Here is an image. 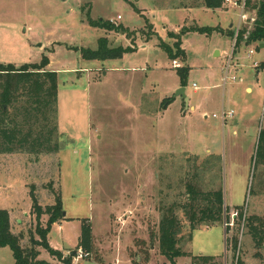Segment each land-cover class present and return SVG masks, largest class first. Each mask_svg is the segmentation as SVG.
<instances>
[{
  "label": "rangeland",
  "instance_id": "rangeland-1",
  "mask_svg": "<svg viewBox=\"0 0 264 264\" xmlns=\"http://www.w3.org/2000/svg\"><path fill=\"white\" fill-rule=\"evenodd\" d=\"M236 14L205 0H0V62L20 67L46 56L47 69L58 72L59 153L40 161L0 155V208L8 210L15 231L36 223L30 186L42 204H52L47 185L53 181L66 212L48 234L53 249H75L86 220L94 250L81 264H172L159 251L160 201L184 189L181 178L198 160L207 180L222 187L229 222L224 217L193 231L186 223L185 255L176 264H192L197 255L236 264L238 254L244 264H264V250L245 221L264 220V48L239 42L225 81ZM91 20H115L129 33ZM193 27L211 32L182 34L185 56L176 65L164 45L177 41L171 32ZM101 40L125 52L83 56ZM222 109L233 111L224 125ZM40 251V260L61 264L46 248ZM13 263L12 249L0 247V264Z\"/></svg>",
  "mask_w": 264,
  "mask_h": 264
},
{
  "label": "trees",
  "instance_id": "trees-1",
  "mask_svg": "<svg viewBox=\"0 0 264 264\" xmlns=\"http://www.w3.org/2000/svg\"><path fill=\"white\" fill-rule=\"evenodd\" d=\"M222 3L223 0H205V6L210 8L220 7ZM250 4L257 10V19L245 42L261 44L264 43V0L251 1ZM91 22L95 26H106L109 30L117 29L129 33L125 28L110 21ZM195 29L211 32L208 28L193 27L183 28L177 34L170 33L177 40L173 46L164 45L171 59L176 60L179 56H185V51L181 47V35ZM246 32L247 29H244L239 34L237 45L244 41ZM230 34L234 36V31ZM124 52L125 49L122 47L108 48L107 42L101 40L97 50H86L83 56L89 59H106L120 57ZM48 63L49 59L46 56L40 63H28L20 67L0 62V155L23 153L30 155L34 161H40L43 156L59 153L61 133L58 127V72L47 69ZM260 149L261 160L264 163V129L261 131ZM205 168V165L202 166V163L195 160L193 172H184L181 178L184 189L177 192L172 201H168V193L161 198L158 221L159 251L172 264H176V258L185 255L180 247L185 227L189 225L193 231L201 223L208 225L222 223L224 217L227 223L229 222L225 214L226 209L224 210L223 189L215 188L216 183L207 180ZM47 186L51 193L49 198H52L54 203L46 205L40 202L36 185L30 186L32 214L36 223L28 232L14 231L8 210L0 208V247L9 246L12 249L14 264H54L39 259L40 248H46L53 257L61 261V264H72V255L64 256L62 251L53 249L48 242L52 225L64 220L66 212L53 181L48 182ZM44 215H48L46 222H42ZM237 215L242 218L243 209ZM246 220H249L248 234L256 247L264 250V220L256 216ZM149 235L151 239L154 238V232L150 229ZM233 239V248L237 250L238 238ZM78 248H83L89 254L94 250L92 227L86 220L82 224L78 245L71 253ZM219 260L213 256L197 255L192 258V264H221ZM236 264H244L239 254L236 256Z\"/></svg>",
  "mask_w": 264,
  "mask_h": 264
},
{
  "label": "built area",
  "instance_id": "built-area-1",
  "mask_svg": "<svg viewBox=\"0 0 264 264\" xmlns=\"http://www.w3.org/2000/svg\"><path fill=\"white\" fill-rule=\"evenodd\" d=\"M251 1H256V0H223V4L225 6L229 8H234L237 13V20L233 22L234 46H233L232 52L228 55L229 60L225 68V71H226L225 81L228 78L229 72L231 71V67H232L231 61L236 51L237 38L239 34L244 29H247V32L245 34V38L247 39V36L250 30L253 28L256 22V19H257V10L251 7V4H250ZM119 18L120 16L118 17V19ZM111 22L114 23L116 21L111 20ZM253 52L254 51L251 50L248 56H250V54H252ZM173 62L176 63V65H179V63L176 60H174ZM232 115H233V111H226L222 109L221 118L224 122L227 120L228 117H231ZM214 116H217V115L215 114ZM68 255H72V264H81V261L87 258L90 254L85 252L83 248H78L75 251V253L72 254L71 251H69L65 256H68ZM116 262H118V260Z\"/></svg>",
  "mask_w": 264,
  "mask_h": 264
},
{
  "label": "crops",
  "instance_id": "crops-1",
  "mask_svg": "<svg viewBox=\"0 0 264 264\" xmlns=\"http://www.w3.org/2000/svg\"><path fill=\"white\" fill-rule=\"evenodd\" d=\"M223 5H224V4H223ZM236 15H237V14H236ZM233 22H235V21H234V20L231 21V24H230V30H229V32H228L229 34H230V32L233 31V30H232V29H233ZM252 44H254V43H252ZM252 44H247L246 46H248V45H252ZM260 47H261V48H264V43H261V44H260ZM235 52H236V51H235ZM255 64H257V63H255ZM257 66H258V68H259L260 65L257 64ZM257 66H256V67H257ZM200 106H201V105H200ZM196 108H197L196 106H191V107H190L191 110H196ZM222 121H223V120H222ZM222 123H223V125H224V123H226V121H225V122L223 121ZM31 217H32V216H31ZM62 221H63V220H62ZM11 222H12V226H13L14 231H15V230H16V228H15L16 226H15V223H13V219H12V217H11ZM72 250H73V249H72ZM60 251H61V250H60ZM69 251H71V250L62 251V252H63V254H64V256H65ZM59 261H60V260H59ZM98 261H99V260H98ZM100 261L103 262L102 260H100ZM100 261H99V262H100ZM13 264H14V263H13Z\"/></svg>",
  "mask_w": 264,
  "mask_h": 264
},
{
  "label": "water",
  "instance_id": "water-1",
  "mask_svg": "<svg viewBox=\"0 0 264 264\" xmlns=\"http://www.w3.org/2000/svg\"><path fill=\"white\" fill-rule=\"evenodd\" d=\"M217 53H219V52H217ZM184 93V88H181L180 90H179V92H178V94H183ZM75 253V252H74Z\"/></svg>",
  "mask_w": 264,
  "mask_h": 264
}]
</instances>
